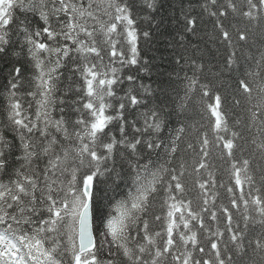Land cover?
I'll return each instance as SVG.
<instances>
[{"label": "snow or ice", "instance_id": "1", "mask_svg": "<svg viewBox=\"0 0 264 264\" xmlns=\"http://www.w3.org/2000/svg\"><path fill=\"white\" fill-rule=\"evenodd\" d=\"M162 7L0 0V264H264V0L195 6L231 49L247 123H229L195 54L168 86L140 80L151 33L137 19ZM192 8L181 0L195 36ZM232 29L253 40L249 55L237 57Z\"/></svg>", "mask_w": 264, "mask_h": 264}, {"label": "trees", "instance_id": "2", "mask_svg": "<svg viewBox=\"0 0 264 264\" xmlns=\"http://www.w3.org/2000/svg\"><path fill=\"white\" fill-rule=\"evenodd\" d=\"M189 2L193 5L191 15L198 17L195 36L185 32L184 19L181 14V0H161L163 7L158 13L153 14L154 19H137V26L141 33L143 31H149L151 33L150 38L147 40L141 35L139 42L141 64L144 61L148 62L150 74L140 72L138 74L139 78L144 84L150 85L153 89L168 86L170 81L175 80V72H180L181 75L183 74L180 66L176 64V60L180 55L192 57L195 54L196 58H203L206 69H211V71L206 72V75L214 82V87L223 97L224 111L228 114L229 123L231 124L237 117L244 119L247 123V113L244 111L245 101L242 97L237 96L236 92L238 87L236 73L229 74L226 70V59L231 49L227 48L216 38L217 30L207 16L199 18V9L195 7L197 0H183L185 11H188ZM234 22L230 18L225 23L231 27V24ZM240 27H243V24H240ZM232 32L233 42L238 49L237 57L249 55V46L253 44V40L250 39L248 45H245L243 41H238L235 29H232ZM181 34L185 36L184 41L180 39ZM259 47V43L255 44L251 48V52L256 53V49ZM137 67H140V65ZM131 71L134 75L137 74L135 68L131 69ZM234 97L241 99V106L237 107L235 105ZM191 115L196 120L201 119L196 105L192 106ZM204 122L206 123V120ZM244 134L250 140L255 134V129H253L252 133L245 132ZM245 148L247 149L248 146L245 145ZM236 155L237 158L241 155L248 157L249 152L248 150H245L243 153L237 151ZM215 163L220 169L216 173L217 179L227 182V173L223 170L226 166L218 158L215 159ZM257 182H260L259 175H257ZM220 191L223 193V189ZM221 202L225 205L227 204L226 199H223ZM156 211H159V209L157 208Z\"/></svg>", "mask_w": 264, "mask_h": 264}]
</instances>
